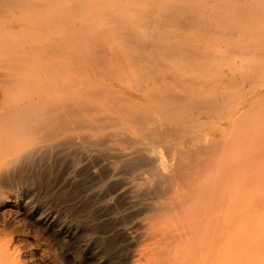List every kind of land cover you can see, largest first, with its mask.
<instances>
[{
  "label": "rangeland",
  "instance_id": "374dc122",
  "mask_svg": "<svg viewBox=\"0 0 264 264\" xmlns=\"http://www.w3.org/2000/svg\"><path fill=\"white\" fill-rule=\"evenodd\" d=\"M47 1L74 27L71 114L0 170V264H182L204 222L213 255L183 264H264V0Z\"/></svg>",
  "mask_w": 264,
  "mask_h": 264
},
{
  "label": "bare ground",
  "instance_id": "6f19581e",
  "mask_svg": "<svg viewBox=\"0 0 264 264\" xmlns=\"http://www.w3.org/2000/svg\"><path fill=\"white\" fill-rule=\"evenodd\" d=\"M57 1V0H56ZM81 1V0H78ZM84 1L86 0H82L83 4ZM96 2L98 1V3H100L99 0H95ZM114 0H110V4L111 2ZM128 1V0H127ZM129 1H143V0H129ZM150 1H154V0H150ZM175 1H190V2H210L213 0H175ZM58 2V1H57ZM56 2V3H57ZM89 2V0H88ZM87 2V3H88ZM92 2V0H91ZM94 2V0H93ZM92 2V3H93ZM106 2V1H104ZM117 2V1H115ZM125 2V1H124ZM163 2V0H162ZM71 3V2H70ZM95 3V2H94ZM114 3V2H113ZM155 3V2H154ZM181 3V2H180ZM179 3V4H180ZM237 4V2H234ZM250 3V2H249ZM248 3V4H249ZM61 4V2H60ZM59 4V5H60ZM82 4V3H81ZM80 4V5H81ZM105 4V3H104ZM109 4V5H110ZM133 4V3H132ZM145 4V3H144ZM172 4V3H171ZM231 4V3H230ZM229 4V5H230ZM253 4V3H252ZM71 5V4H70ZM87 5V4H86ZM86 5L84 6L86 9ZM90 5V4H89ZM99 5V4H98ZM142 5V3H141ZM140 5V6H141ZM157 5V4H156ZM223 5V4H221ZM245 5V4H244ZM55 6V8H54ZM74 6V5H73ZM82 6V5H81ZM100 6V5H99ZM139 6V4H138ZM155 6V5H154ZM236 6V5H235ZM238 6V5H237ZM240 6V5H239ZM249 6V5H248ZM56 6L53 5L52 2L50 1H45V0H0V170H2L5 166L7 167L10 160L12 159V155L17 154L18 149L22 148V143L27 140L31 141V142H24V144L26 145H34L36 142L40 141V139H38L40 136H45V138L49 137L54 134V131L58 129V131L62 130L60 126L64 125L65 119H67V115L71 114L68 113L70 112V109L68 106L70 100V88H71V75L72 78L74 77L73 73H70V66H71V61L73 59V64H75V60L74 58L71 57V52H70V48H71V44H73L72 41L74 40V36L71 34V31H73L74 27L71 28V26H73L71 24L70 19H68V17H59L56 16L54 14V9H57ZM96 7V6H95ZM131 7V6H130ZM156 7V6H155ZM222 7V6H221ZM230 7V6H229ZM228 7V8H229ZM264 7V6H261ZM60 8V7H59ZM66 8V7H65ZM71 8V7H70ZM82 8V7H80ZM218 8V7H216ZM251 8V7H250ZM259 8V7H258ZM68 11V8H66ZM64 7L62 9L63 12H65ZM72 9V8H71ZM84 9V8H83ZM155 9V8H153ZM223 9V8H222ZM227 9V8H225ZM255 9V8H254ZM58 10V9H57ZM74 10V9H73ZM78 10V9H77ZM82 10V9H81ZM152 10V9H151ZM156 10V9H155ZM246 10V9H245ZM256 10V9H255ZM258 10V9H257ZM144 11L146 12V10L144 9ZM154 11V10H153ZM226 11V10H225ZM87 12V11H86ZM143 12V11H142ZM152 12V11H151ZM158 12V11H157ZM169 12V11H168ZM166 11V13H168ZM216 12V11H215ZM264 12V11H262ZM235 13V12H234ZM256 13V12H255ZM80 14V13H79ZM84 14V13H83ZM147 14V12H146ZM158 14V13H156ZM231 14V13H230ZM242 14V13H241ZM149 15V14H148ZM163 16V14H160ZM232 15V14H231ZM238 15V14H237ZM245 15V14H244ZM257 15V14H256ZM259 15V14H258ZM165 16V15H164ZM167 16V15H166ZM180 16V15H179ZM230 16V15H229ZM195 17V16H194ZM193 17V18H194ZM239 17V16H238ZM241 17V16H240ZM164 18V17H163ZM169 18V17H168ZM185 18V17H184ZM239 19V18H238ZM84 20V19H83ZM152 21V20H151ZM250 21V20H249ZM85 22V21H84ZM176 22V21H175ZM181 23V22H180ZM184 24V23H183ZM187 24V23H186ZM85 27V26H84ZM259 27V26H258ZM73 29V30H72ZM264 29V28H262ZM247 30V28H246ZM260 30V29H259ZM88 31V30H87ZM86 31V32H87ZM83 34H85L84 32H82ZM97 34V33H96ZM89 35V34H88ZM95 36V35H94ZM91 39L92 37L89 36ZM98 37L95 36V39ZM255 38V36H253ZM73 38V39H72ZM87 38V37H86ZM84 38V40L86 39ZM102 39V38H101ZM262 39V38H261ZM260 39V40H261ZM98 40V39H97ZM96 40V41H97ZM100 40V38H99ZM98 40V41H99ZM103 40V39H102ZM256 42V39H253ZM250 41V40H249ZM92 42V41H91ZM262 45H264V39H262ZM99 43V42H98ZM101 43V42H100ZM104 43V42H103ZM258 43V42H257ZM106 44V43H105ZM105 44H102L104 46H106ZM246 44V43H245ZM76 45V44H75ZM147 45V44H146ZM250 45V44H249ZM258 45V44H256ZM104 46H100L101 49ZM248 46V45H247ZM251 46V45H250ZM91 47V46H90ZM92 50V48H90ZM88 48V47H87ZM95 48H97L95 46ZM99 48V47H98ZM97 48V49H98ZM100 49V48H99ZM100 49V50H101ZM257 46H256V50H257ZM260 50V49H259ZM264 49H261V51ZM89 51V50H88ZM99 50L95 49V52H97ZM103 51V50H102ZM260 51V52H261ZM90 53H92L91 51H89ZM94 52V51H93ZM101 52V51H100ZM260 52L255 51L253 52V54L256 53L259 54ZM95 54V53H93ZM96 54H99L96 53ZM101 54V53H100ZM262 54V53H261ZM89 55V53L87 54ZM91 55V54H90ZM102 55V54H101ZM100 55V56H101ZM99 56V55H98ZM97 56V58H98ZM99 56V57H100ZM103 56V55H102ZM105 56V55H104ZM92 57V56H90ZM95 57V56H94ZM94 57L90 60H93ZM254 59L255 55H253ZM258 58L260 56H257ZM72 58V59H71ZM102 58V57H101ZM104 58V57H103ZM103 58L101 59V61L103 60ZM257 58V59H258ZM262 58V55H261ZM264 59V58H262ZM87 60V59H86ZM109 60V58H108ZM142 60V59H141ZM105 61V60H103ZM95 63V61H94ZM101 64H103L102 62H100ZM77 65V64H76ZM79 65V64H78ZM100 65V64H99ZM75 66V65H73ZM101 66V65H100ZM106 66H107V62H106ZM72 67V66H71ZM82 67V66H81ZM85 67V66H84ZM94 67V66H93ZM92 67V68H93ZM75 68V67H74ZM96 68V67H95ZM75 70V69H74ZM77 70V69H76ZM97 70V69H96ZM73 71V70H72ZM84 71V69H83ZM95 71V70H93ZM86 72V71H85ZM97 72V71H95ZM108 73V72H107ZM111 73V72H110ZM109 74V73H108ZM107 75V74H106ZM71 79V80H70ZM224 85V84H223ZM217 89V88H216ZM58 90H62V94H60L59 97H56L55 94ZM56 100H61L62 103L61 105H58V102H56ZM213 100V99H212ZM60 101V102H61ZM59 102V103H60ZM203 103V102H202ZM209 103V102H208ZM211 103V102H210ZM213 103V102H212ZM215 104V103H214ZM59 106H61L60 108L64 111H60ZM215 106V105H214ZM72 108V107H71ZM59 109V110H58ZM69 109V110H68ZM60 112V114H59ZM61 112H63V114H61ZM240 112V111H239ZM243 112V111H242ZM59 114V115H58ZM63 116L65 117V119H62L64 122H62V120H60L61 117L58 116ZM69 116V115H68ZM72 116V115H71ZM239 116V115H238ZM62 117V118H63ZM70 119V117H69ZM234 120H238V118L235 119V117L233 118ZM60 123H63L62 125L60 124V129L57 128L55 129V127H57L56 124L57 121H59ZM233 120V121H234ZM69 121V120H68ZM247 121V120H246ZM238 122V121H237ZM66 123V122H65ZM58 124V125H59ZM237 124V123H236ZM235 125V122L234 124ZM68 126V125H66ZM235 128V126H233ZM245 127V126H243ZM66 128V127H65ZM69 128V127H68ZM246 128V127H245ZM248 129V128H247ZM67 130V129H66ZM230 130V129H229ZM227 131V130H226ZM61 132V131H60ZM58 132V134L60 133ZM226 133V132H225ZM231 133V132H229ZM239 134V133H238ZM237 134V135H238ZM57 135V133L55 134ZM53 135V138L54 136ZM223 136V135H221ZM220 136V138H221ZM230 136V135H229ZM52 138V139H53ZM35 139V140H34ZM44 139V138H43ZM50 139V140H52ZM229 139V138H228ZM227 139V140H228ZM35 142H34V141ZM46 140V139H44ZM49 140V139H48ZM219 140V139H218ZM43 141V140H42ZM47 141V140H46ZM204 141V140H203ZM217 141V140H216ZM222 141V140H221ZM33 144H30L32 143ZM45 142V141H43ZM218 142V141H217ZM216 142V143H217ZM223 142V141H222ZM221 143V142H219ZM218 143V144H219ZM227 143V142H226ZM233 143V142H232ZM24 145V146H26ZM205 145V144H204ZM203 145V147H204ZM217 145V144H216ZM23 146V148H24ZM206 146V145H205ZM225 146V145H223ZM205 148V147H204ZM222 148V146H221ZM222 156V155H221ZM225 156V155H223ZM219 160V159H218ZM225 160V159H224ZM230 161V160H229ZM232 161V160H231ZM221 162V161H220ZM233 162V161H232ZM235 162V161H234ZM229 163V162H227ZM207 165V164H206ZM164 166V165H163ZM220 167V166H219ZM5 169V168H4ZM222 169V168H221ZM236 169V168H235ZM241 169V168H240ZM227 170V169H226ZM261 170V169H260ZM203 171V169H202ZM241 171V170H240ZM201 172V171H200ZM195 174V173H194ZM197 174V173H196ZM208 174V173H207ZM237 174V173H236ZM198 175V174H197ZM259 175V174H258ZM193 176V174H192ZM199 176V175H198ZM253 177V176H252ZM190 178V177H189ZM246 178V177H245ZM251 178V176H250ZM196 179V178H195ZM255 179V178H254ZM189 180V179H188ZM191 180V178H190ZM264 180V179H262ZM242 181V178L241 180ZM245 181V180H244ZM251 181V180H250ZM257 181V180H255ZM261 181V180H260ZM196 182V181H195ZM194 182V183H195ZM262 182V181H261ZM189 183H191V181H189ZM192 182V184H194ZM236 183V180H235ZM249 183V182H248ZM260 183V182H259ZM264 183V182H262ZM242 184V183H241ZM244 184V183H243ZM247 184V183H245ZM257 184V183H256ZM190 185V184H189ZM255 185V184H254ZM259 185V184H258ZM257 185V186H258ZM261 185V184H260ZM236 186L239 187V184H237ZM245 186V185H244ZM244 186L242 188H244ZM264 186V185H262ZM261 186V187H262ZM180 187V186H179ZM1 188V186H0ZM182 188V186H181ZM236 188V187H235ZM241 190V187H239ZM249 188V187H248ZM255 188V187H254ZM258 188V187H257ZM2 189V188H1ZM0 189V193L2 194ZM179 189V188H178ZM247 189V188H245ZM262 189H264V187H262ZM244 190V189H243ZM242 190V191H243ZM253 190V189H252ZM255 190V189H254ZM257 190V189H256ZM255 190V191H256ZM235 191V190H234ZM251 191V190H250ZM260 191V190H259ZM236 192V191H235ZM252 192V191H251ZM185 193V192H184ZM245 193V192H243ZM250 193V192H248ZM181 194V193H180ZM235 194V193H234ZM233 194V198L234 195ZM240 195V192L238 193ZM254 194V193H252ZM246 195L247 192H246ZM257 195V193H256ZM238 196V195H237ZM241 196H245V194L240 195ZM258 196V195H257ZM256 196V197H257ZM231 197V198H232ZM255 197V195H254ZM255 197V198H256ZM247 198L246 197H243ZM241 200H244V199ZM251 200L250 202H253V197H250ZM249 198V199H250ZM230 199V198H229ZM8 199V195H1L0 196V214H4V213H9L11 212V205L9 203ZM12 200V199H11ZM204 200V199H203ZM231 200V199H230ZM230 200H227L230 201ZM237 200V199H236ZM243 201L245 203L244 206L246 205V208L248 207L249 209V200L247 199L246 201ZM235 201V200H233ZM256 201V200H255ZM252 203V204H257V205H261L262 207H264V202H260L259 199L258 201L260 203ZM232 200L230 201L231 204ZM238 202V201H236ZM234 203V202H233ZM227 206V208L230 209L229 205ZM236 204L234 203V206ZM231 206V205H230ZM259 207V206H258ZM257 207V208H258ZM232 210H234V207H231ZM234 208V209H233ZM237 208V207H236ZM242 208V207H241ZM225 209V208H224ZM259 209V208H258ZM195 210V209H194ZM203 210V209H202ZM211 210V209H210ZM232 210L230 212V210L228 211V213L233 214L234 216V212L232 213ZM201 211V210H200ZM227 211V210H226ZM247 211V210H246ZM249 211V210H248ZM258 211V210H257ZM195 212V211H194ZM241 212V211H240ZM239 212V213H240ZM251 212V211H250ZM197 213V212H196ZM205 213V212H204ZM203 213V214H204ZM245 213H249V212H245ZM244 213V214H245ZM193 214V213H192ZM210 213H208L209 215ZM227 214V218H229V221H231V218L229 216L231 215ZM242 214V213H241ZM212 215V214H211ZM239 215V214H238ZM248 215V214H247ZM189 216V215H188ZM237 216V214L235 215ZM264 216V215H262ZM261 215L259 216L258 220L260 219V217H262ZM191 217V216H190ZM188 217V218H190ZM206 217V216H205ZM208 217V216H207ZM244 217V216H242ZM241 217V218H242ZM187 218V219H188ZM196 218V216H195ZM195 218L193 217L192 219L195 220ZM209 218V217H208ZM234 218V217H233ZM190 218V221L192 220ZM206 219V218H205ZM249 219V218H248ZM194 220H192L190 222V224L192 223L194 225ZM203 220V219H202ZM237 220V218H236ZM243 220V219H241ZM245 220V218H244ZM257 220V221H258ZM189 221V219H188ZM196 221V220H195ZM201 220H199L200 222ZM205 221V220H204ZM210 221V220H209ZM218 221V220H217ZM240 221V220H239ZM248 221V220H247ZM250 221V220H249ZM264 221V220H262ZM182 222H185L184 220ZM198 222V221H197ZM208 222V221H206ZM212 223V221H210ZM243 222V221H242ZM261 222V220H260ZM219 223V222H218ZM241 223V222H240ZM246 223V222H245ZM201 224V222H200ZM210 224V223H208ZM205 224V228L203 227V225L201 224L202 227H198V230L200 231L201 229H207V230H211L212 225H208ZM213 224V223H212ZM215 224V223H214ZM244 224V223H243ZM181 225V224H180ZM185 225V223L183 224ZM192 225L193 228H195ZM197 225V224H196ZM195 225V226H196ZM209 227H208V226ZM223 225V224H221ZM187 226V225H186ZM189 226V225H188ZM207 226V227H206ZM216 226V225H215ZM227 226V225H226ZM233 226V225H231ZM229 226V227H231ZM244 226V225H243ZM264 225H261V227ZM181 227V226H180ZM197 227V226H196ZM211 227V228H210ZM217 227V226H216ZM209 228V229H208ZM223 228V227H222ZM257 228V227H256ZM260 228V226H259ZM186 229V228H185ZM264 229V227H262L260 230ZM187 230V229H186ZM197 230V229H196ZM193 231L192 229L188 232H186L188 234L187 238L190 235V239L192 237V239H188L187 244L185 243V237H184V242L183 245H179L182 247H179V249L184 250L186 249L188 245V242L190 241V245L191 248L189 251L191 253L186 252V254L189 256H187L191 261L195 256L196 252V256L195 258H197V254H198V247L199 244L201 243V246L206 245L207 241L210 242V245H214V241H216L213 238H217L215 235H217L214 231L215 234H213L212 236V230L211 232V236L210 234L206 233V237H203L205 234V231L199 232L197 231ZM258 229L255 230V232ZM218 231V230H217ZM194 232V233H193ZM253 232V233H255ZM184 234L182 236H185L187 234ZM196 233V235H195ZM198 233H201L200 235L203 236L199 237L197 236ZM260 233V231H259ZM183 234V233H182ZM194 234V236H193ZM219 234V233H218ZM261 235V233L259 234ZM258 235V236H259ZM199 237L198 239L196 237ZM210 236V237H208ZM253 236V235H252ZM262 236V235H261ZM214 241H212V239ZM196 241H195V239ZM204 238V239H203ZM210 238V239H207ZM264 238V237H262ZM262 238L260 237V240H262ZM194 239V240H193ZM203 239V241H201ZM183 241V239H180V241ZM206 240V241H205ZM193 246H192V243ZM205 241V243H204ZM264 241V240H262ZM197 242V244H195ZM208 242V245L203 246V252L206 250L208 254H210L211 256L213 255V251L209 252L207 250V248L211 249L213 246H210ZM214 242V243H213ZM255 242V241H254ZM182 243V242H181ZM199 243V244H198ZM184 244H186L184 246ZM255 244V243H254ZM195 245H198L195 246ZM254 246V245H253ZM256 246V245H255ZM190 247V246H189ZM187 247V248H189ZM205 247V248H204ZM2 248V247H1ZM0 248V249H1ZM198 249V250H196ZM7 250L5 249V247L3 248V251ZM202 250V249H201ZM213 250V249H212ZM187 251V250H186ZM205 251V252H206ZM211 251V250H210ZM254 250H252L250 253L254 254L253 252ZM258 251V250H257ZM9 252V251H6ZM183 252V251H182ZM181 252V253H182ZM200 253V252H199ZM206 253V254H207ZM186 254H183V263L188 262L186 261L187 257ZM190 254H192L190 256ZM202 254V253H200ZM205 254V255H206ZM251 254V255H252ZM204 255V254H203ZM262 254L260 253V256ZM181 259H182V255ZM11 257V256H10ZM191 257V258H190ZM186 258V259H185ZM199 258V257H198ZM206 258H208V256L206 255ZM205 258V259H206ZM211 257H209L208 259H210ZM250 258H253V256H251ZM10 258L5 259L4 264H11L9 261ZM188 260V259H187ZM201 259H194V262L196 263H191V261H189L190 264H197V262L199 261L200 263L198 264H202L203 258ZM256 260V257H255ZM262 260V259H261ZM260 262H264L261 261ZM180 260V262H182ZM206 262L209 260H205ZM252 261V260H251ZM259 261V260H258ZM202 262V263H201ZM204 262V264L206 263ZM182 263V264H183ZM209 262H207L206 264H208ZM258 263V262H257ZM188 264V263H187ZM253 264V263H252Z\"/></svg>",
  "mask_w": 264,
  "mask_h": 264
}]
</instances>
